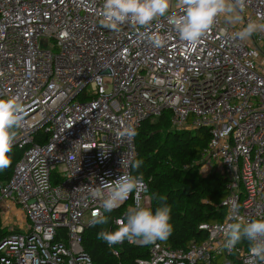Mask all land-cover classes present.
<instances>
[{"label": "built area", "instance_id": "obj_1", "mask_svg": "<svg viewBox=\"0 0 264 264\" xmlns=\"http://www.w3.org/2000/svg\"><path fill=\"white\" fill-rule=\"evenodd\" d=\"M103 3L0 0V98L26 107L13 145L21 155L0 182V264H93L83 246L92 213L105 215L102 200L121 175L142 176L131 167L136 137L119 132L165 111L174 130H209L199 173L227 178L225 216L202 224L206 239L186 248L125 241L148 246L142 264H246L250 245L230 253L223 228L235 222L233 205L245 220L264 219V34L236 33L264 23V0H244L238 22L218 17L195 46L168 23L182 14L177 0L150 26L119 31L104 26ZM143 183L140 204L150 208ZM136 199L114 209L115 230Z\"/></svg>", "mask_w": 264, "mask_h": 264}, {"label": "clouds", "instance_id": "obj_2", "mask_svg": "<svg viewBox=\"0 0 264 264\" xmlns=\"http://www.w3.org/2000/svg\"><path fill=\"white\" fill-rule=\"evenodd\" d=\"M182 14H171L167 17L178 33L179 38L195 46L205 33L212 27L220 16H227L232 22L240 21L239 11L243 10L244 0H177ZM171 0H104L103 24L106 28L119 31L120 25L129 24L133 28H146L153 21L165 17L169 11ZM264 34V23L249 22L236 36L241 41L249 39L253 34ZM150 42L154 46H161L164 37L153 35ZM26 107L18 96L0 98V172L12 165L10 153L20 129L23 128ZM134 127H124L119 136L129 141L137 136ZM143 160L135 159L131 167L138 170ZM145 187L142 176L131 174L121 175L106 191L101 207L104 212L117 209L136 192V206L130 207L123 219H118L115 231L102 230L97 238L106 242L111 248L125 240L129 243L148 245L156 241H167L173 233L171 220V206L166 203V197L160 196L162 201L155 212L140 204L139 193ZM228 219L235 222L227 223L223 232L226 237L224 248L230 253L242 240L249 242V258L246 264H264V219L245 220L237 213V206L233 205L228 213ZM108 217L99 210L92 213L91 224L105 225Z\"/></svg>", "mask_w": 264, "mask_h": 264}, {"label": "trees", "instance_id": "obj_3", "mask_svg": "<svg viewBox=\"0 0 264 264\" xmlns=\"http://www.w3.org/2000/svg\"><path fill=\"white\" fill-rule=\"evenodd\" d=\"M170 120V111H165L158 117L146 119L137 129L135 159L143 160V164L138 170L132 168V172L148 181L153 212L163 203L158 199L160 196H165L171 206L173 233L167 241H158L171 248H186L192 241L199 243L206 239L207 234L200 229L202 224L223 220L227 178L217 173L206 177L199 173V161L210 139L209 130L177 131L172 129ZM10 155L12 165L0 172V182L9 179L21 152L13 147ZM105 215L107 224H90L83 233V246L93 264H142L141 260L148 259V246L124 241L110 248L97 238L102 230H115L114 218L120 216L121 211L113 210ZM241 242L249 244L247 240Z\"/></svg>", "mask_w": 264, "mask_h": 264}, {"label": "rangeland", "instance_id": "obj_4", "mask_svg": "<svg viewBox=\"0 0 264 264\" xmlns=\"http://www.w3.org/2000/svg\"><path fill=\"white\" fill-rule=\"evenodd\" d=\"M226 19H228V18L226 17ZM262 50H263V52H264V44H263Z\"/></svg>", "mask_w": 264, "mask_h": 264}]
</instances>
